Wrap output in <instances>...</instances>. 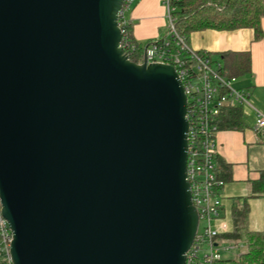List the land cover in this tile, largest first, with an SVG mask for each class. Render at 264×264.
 Instances as JSON below:
<instances>
[{
	"label": "water",
	"instance_id": "obj_1",
	"mask_svg": "<svg viewBox=\"0 0 264 264\" xmlns=\"http://www.w3.org/2000/svg\"><path fill=\"white\" fill-rule=\"evenodd\" d=\"M125 0H0V198L14 264H186L187 98L120 47Z\"/></svg>",
	"mask_w": 264,
	"mask_h": 264
},
{
	"label": "built area",
	"instance_id": "obj_2",
	"mask_svg": "<svg viewBox=\"0 0 264 264\" xmlns=\"http://www.w3.org/2000/svg\"><path fill=\"white\" fill-rule=\"evenodd\" d=\"M164 0L168 25L163 34L144 44L138 64L172 66L182 82L187 98L186 118L189 122L187 176L192 202L199 215V228L186 264H221L225 252L239 250L240 246L221 239L231 233L222 217L225 181L216 172L218 156L219 117L228 107H248L256 113V131L264 132V114L251 104V92L237 87V77L227 74L222 62H214L208 52L194 50L186 36L179 34L174 2ZM136 0H125L119 13V27L123 38L120 47L130 59L135 47L124 36L127 14ZM131 60V59H130ZM0 198V264H14L11 256L13 233L2 215Z\"/></svg>",
	"mask_w": 264,
	"mask_h": 264
},
{
	"label": "crops",
	"instance_id": "obj_3",
	"mask_svg": "<svg viewBox=\"0 0 264 264\" xmlns=\"http://www.w3.org/2000/svg\"><path fill=\"white\" fill-rule=\"evenodd\" d=\"M128 13L127 18L134 22L133 36L141 44L157 38L166 30L164 0H138ZM261 26L263 37L259 40H255L252 29L206 30L190 35L189 44L194 50L208 52L219 59L225 52H250L251 72L237 77V87L250 91L252 106L264 114V18ZM250 110L254 125L247 124L246 129L240 131H220L217 136L218 157L229 166L231 175L223 190L222 208V217L230 232L233 231V210L244 205L249 207L250 231L264 232V195H255L252 185L264 171V132L256 131V113ZM239 246L231 258L239 255L241 250L245 251L244 244Z\"/></svg>",
	"mask_w": 264,
	"mask_h": 264
},
{
	"label": "trees",
	"instance_id": "obj_4",
	"mask_svg": "<svg viewBox=\"0 0 264 264\" xmlns=\"http://www.w3.org/2000/svg\"><path fill=\"white\" fill-rule=\"evenodd\" d=\"M177 9L176 27L179 34L190 37L195 32L206 30L236 31L252 29L255 40L263 37L261 26L264 18V0H179L174 2ZM124 36L135 51L129 52L132 62L138 64L143 56L144 46L133 36L134 22L127 18ZM220 60L231 77H240L251 72L252 56L250 52H225ZM221 131L244 130L247 123L242 107H228L219 117ZM216 172L219 179L227 183L230 180V168L218 156ZM253 193L264 195V171L259 180L252 182ZM233 231L223 234L221 239L230 240L236 245H245L234 258L225 259L221 264H264V232H252L249 229V207L235 208L232 214Z\"/></svg>",
	"mask_w": 264,
	"mask_h": 264
},
{
	"label": "rangeland",
	"instance_id": "obj_5",
	"mask_svg": "<svg viewBox=\"0 0 264 264\" xmlns=\"http://www.w3.org/2000/svg\"><path fill=\"white\" fill-rule=\"evenodd\" d=\"M137 1L138 0H136V2H135V4L137 3ZM134 4V5H135ZM133 5V6H134ZM132 6V7H133ZM132 9V8H131ZM130 9V10H131ZM130 12V11H129ZM130 13H128L127 15H129ZM166 19H167V16H166ZM167 25H168V20H167ZM145 43H143V45H144ZM212 60L214 61V62H218L220 59L219 58H217V57H215V56H213L212 55ZM244 109V117H245V121H246V123L248 124V125H250V127L252 126V125H254L255 124V121H254V119H252L251 117H252V112H251V110L250 109H248V108H243ZM246 251V250H245ZM244 251V252H245ZM235 253H237V251L235 250V251H231V252H225L224 253V258L225 259H228V258H231Z\"/></svg>",
	"mask_w": 264,
	"mask_h": 264
}]
</instances>
